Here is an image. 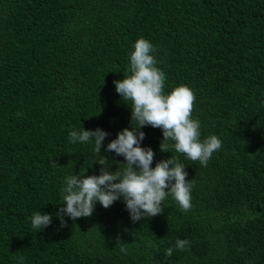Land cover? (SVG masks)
Instances as JSON below:
<instances>
[{
    "label": "trees",
    "instance_id": "16d2710c",
    "mask_svg": "<svg viewBox=\"0 0 264 264\" xmlns=\"http://www.w3.org/2000/svg\"><path fill=\"white\" fill-rule=\"evenodd\" d=\"M139 38L164 93L190 87L200 139L222 148L204 167L172 140L162 152V129L146 126L152 168L174 156L194 180L191 209L168 196L134 223L121 198L61 226L65 178L101 170L94 141L73 144L71 131L108 132L100 155L125 167L106 149L139 130L114 85ZM39 211L53 217L44 230L32 228ZM177 239L190 248L166 256ZM0 264H264V0H0Z\"/></svg>",
    "mask_w": 264,
    "mask_h": 264
},
{
    "label": "clouds",
    "instance_id": "9594fccd",
    "mask_svg": "<svg viewBox=\"0 0 264 264\" xmlns=\"http://www.w3.org/2000/svg\"><path fill=\"white\" fill-rule=\"evenodd\" d=\"M154 51L150 41L139 38L130 56L131 75L114 81L116 92L122 100L132 102L131 121L139 125V130L133 127L131 130H122L107 145V152L124 157L126 163L123 164V171L118 167L115 173L111 172L108 158L100 155L103 142L110 135L108 132L99 128L95 131L83 128L69 133L73 144L77 141H94V151L99 157L97 163L101 165V170L98 176H86V172H80L79 175L65 178L61 193L64 201L62 205L66 207H60L56 214L61 226H66L65 215L73 221L91 217L98 203L107 209L121 198L134 223L162 214L163 202L168 196L175 199L182 212L191 209L194 180L186 179L188 173L185 165L173 156L161 160L152 168L155 153L151 148L140 146L146 136L140 129L146 126L162 129V152H168L166 141L172 140L177 153L185 154L194 162L199 161L204 167H207L213 153L222 148V141L216 135L203 141L200 139L201 123L192 118L196 95L190 87L181 85L170 94L164 93L166 76L157 67ZM53 164L58 166L55 161ZM52 220L51 215L36 212L31 217L32 228L44 230ZM190 245L189 240L177 239L174 248L165 249V255L172 257L175 251H186ZM120 251H126L123 244L120 245Z\"/></svg>",
    "mask_w": 264,
    "mask_h": 264
}]
</instances>
